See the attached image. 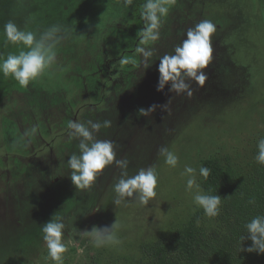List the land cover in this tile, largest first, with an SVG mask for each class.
I'll use <instances>...</instances> for the list:
<instances>
[{
  "label": "rangeland",
  "instance_id": "obj_1",
  "mask_svg": "<svg viewBox=\"0 0 264 264\" xmlns=\"http://www.w3.org/2000/svg\"><path fill=\"white\" fill-rule=\"evenodd\" d=\"M137 2L0 0V55L21 50L4 42L10 20L37 35L53 25L63 30L49 74L27 88L0 74V264H54L41 226L55 213L65 224L64 264H146L144 248L168 241L200 210L186 191V165L197 170L200 186L203 160L215 158L242 174L252 169L264 138V0H170L156 41L143 39ZM202 20L216 25L205 83L186 80L191 96L170 85L157 91L160 59L173 55ZM153 105L150 115L139 113ZM72 120L111 121L97 138L114 143L116 158L129 161V176L156 167V198L147 206L114 205L115 164L90 189H75L67 165L79 154L67 127ZM32 127L36 135L21 139ZM161 147L178 155L175 169L165 165ZM115 221L117 247L96 248L74 230ZM197 225L208 234L225 232L215 218L204 216Z\"/></svg>",
  "mask_w": 264,
  "mask_h": 264
},
{
  "label": "clouds",
  "instance_id": "obj_2",
  "mask_svg": "<svg viewBox=\"0 0 264 264\" xmlns=\"http://www.w3.org/2000/svg\"><path fill=\"white\" fill-rule=\"evenodd\" d=\"M132 0H125L130 4ZM170 0H146L141 13L145 21L142 29L145 41H156L159 38V29L162 20L169 13ZM62 28L53 25L37 35L33 31H26L19 28L13 21H8L4 25L3 35L5 44H11L18 48V54L9 53L6 57L0 55V74L5 78L11 77L22 88H27L30 83L36 82L49 74L56 67L57 48L62 39ZM216 32V25L211 20H202L193 28L188 29L186 39L177 46L173 55H165L159 61V81L157 91H162L166 85H170V90L177 94L186 93L192 95L191 86L186 80H192L197 85L202 86L207 75L205 69L212 58L213 47L212 37ZM22 46V47H21ZM26 49V50H24ZM146 57L152 53L144 48L137 49ZM153 105L147 110L141 108L139 113L148 116L155 111ZM111 126V121L103 122H78L69 121L68 129L70 136L79 141V154H72L67 165L70 169V180L75 189H90L102 171L115 164L120 170V176L113 185V192L116 198L114 205L127 206L133 201H138L140 206H147L149 202L157 196L158 172L155 166L147 169H140L135 175L129 176L127 169L129 161L127 159H117L115 145L110 140H101L97 134L101 128ZM37 128L32 127L23 133V137L35 136ZM258 154L255 159L257 163L264 166V138L259 139ZM159 155L163 157L165 165L170 169H175L179 163V157L167 147L159 149ZM211 170L201 166L199 176L207 180ZM183 176L186 177V191L193 194L194 204L203 210L205 216L215 218L220 214L222 199L218 195H208L203 192L197 181V170L191 166H185ZM255 204V199L249 200ZM247 229V239L251 241V247L245 249L247 252L264 254V215H258L245 225ZM82 238H88L96 247L105 246L117 247L122 244L118 236V225L116 221L103 228L93 226L91 231L77 232ZM43 241L48 249V256L54 264H64V254L68 251L65 242V224L63 218L56 213L48 222L41 226ZM245 238L242 237V240ZM81 255L85 252V247L78 249Z\"/></svg>",
  "mask_w": 264,
  "mask_h": 264
},
{
  "label": "trees",
  "instance_id": "obj_3",
  "mask_svg": "<svg viewBox=\"0 0 264 264\" xmlns=\"http://www.w3.org/2000/svg\"><path fill=\"white\" fill-rule=\"evenodd\" d=\"M145 3L146 0H138L134 10L138 23ZM201 166L211 170L207 180L201 177L203 192L222 199L220 214L215 219L224 223V234H208L198 227L197 222L205 216L200 209L168 241L144 248L146 264H264V254L245 251L251 247L245 225L264 215V166L255 159L246 174L223 169L215 158L203 160ZM253 198L255 204L249 203Z\"/></svg>",
  "mask_w": 264,
  "mask_h": 264
},
{
  "label": "flooded vegetation",
  "instance_id": "obj_4",
  "mask_svg": "<svg viewBox=\"0 0 264 264\" xmlns=\"http://www.w3.org/2000/svg\"><path fill=\"white\" fill-rule=\"evenodd\" d=\"M137 5V4H136Z\"/></svg>",
  "mask_w": 264,
  "mask_h": 264
}]
</instances>
